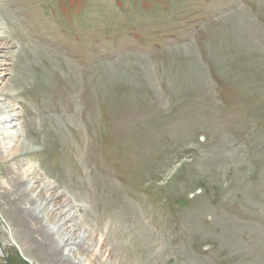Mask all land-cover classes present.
<instances>
[{
    "label": "rangeland",
    "instance_id": "1",
    "mask_svg": "<svg viewBox=\"0 0 264 264\" xmlns=\"http://www.w3.org/2000/svg\"><path fill=\"white\" fill-rule=\"evenodd\" d=\"M16 1L31 13L19 30L63 53L32 92L4 89L20 83V41L0 31V98L29 139L5 160L24 140L8 139L0 169L23 161L63 200L87 198L72 224H94L84 264H264V0ZM28 63L25 79L37 69ZM48 118L67 139L43 150L34 131ZM2 188L0 238L16 240L0 264H68L24 231Z\"/></svg>",
    "mask_w": 264,
    "mask_h": 264
},
{
    "label": "bare ground",
    "instance_id": "2",
    "mask_svg": "<svg viewBox=\"0 0 264 264\" xmlns=\"http://www.w3.org/2000/svg\"><path fill=\"white\" fill-rule=\"evenodd\" d=\"M19 3L20 2L17 3L16 0L14 2L10 0H0V31L6 32L4 36L5 38L11 40L17 38L20 41L19 51L16 54L19 60L17 63L13 64V66H15L18 71V73L14 72L15 79L20 83L14 82L12 85L11 79L6 83L4 89H8V87L16 89L18 88L20 89V92L23 91L21 92L22 95H27L28 93L32 92V90H29L31 89V86L36 85L37 87V85L44 84L45 81L47 82L48 80H51L54 75L56 76L59 70L58 56L62 55L63 49L61 50L60 48L56 50H49L44 48L45 46L28 38L24 32L19 30L18 24L21 14H24L27 18L31 16V13L28 11H22L23 13H20V11L17 10L19 8L18 6L20 5ZM11 11L14 12L15 15ZM4 19H8L6 24L4 23ZM1 37L3 36H0V38ZM22 53L27 55V60L29 61L25 60ZM43 59H47L49 61L47 64L48 67L43 68V66L39 64L35 65L36 61ZM28 62H30L32 65H35L37 68L36 72H38H35L34 75L33 72H30V75L26 76L28 79H25L21 76V74L30 71V68H28ZM70 72L75 74L76 71L72 68ZM13 77L14 76H12V78ZM38 91H40L41 94L47 96L48 90L38 88ZM19 117V108L15 105H12L11 103H8L6 99H3L1 96L0 151L4 148V146L11 144L7 142L8 139L20 137L24 138V140L18 145H15L14 148L9 147L12 148L14 154L11 156L2 155V157L5 156V160H12L15 159V157L17 159V153L19 154L20 152L24 151L27 146L29 147L26 124L25 122L20 121ZM46 121L47 122L44 125L45 128L42 125H39L41 128L34 131L38 134L41 133L44 136L43 141L38 138L39 140H37V142L34 141L33 143V141L30 139L32 143L36 145L44 143L43 147L45 148L43 150H47L48 147L53 146L54 143H56V145H60V143H63L64 140L67 139V135L61 130L59 120L48 118ZM27 122H29L27 125H30V123H32V125L35 124V121L33 122L28 120ZM68 123L70 125L79 126L78 122L74 120L73 117L69 118ZM31 130L33 129L31 128ZM24 165L22 161L16 165H13V167H6L5 165H2L4 170L2 171V169H0L1 172L9 175L7 181L3 183L0 182V187H3V193L5 196H7L8 203L14 207V212H17L23 219L21 221V227L25 232L30 234L29 236L32 240L34 239L36 244L43 245V243H46L48 245V252L51 255H58L61 257L60 263L84 264L79 256L84 252L91 251L93 248V244H90V241L94 236V224L92 219L90 220L82 217L83 228H80V232H78V226L73 225V227L72 224L77 218H79V211L83 209V207L78 204V199H80L78 197H81L82 201L86 200L87 198L83 199L82 195H78V197H75L73 200L70 198L63 200V197L65 196L64 192L55 193L56 185H53L52 182L45 179L46 176L37 166H35L36 168L32 167L29 169H23ZM74 209H76V211H73ZM84 209L89 211L88 208L86 209L84 207ZM60 210L62 214H64L63 219L59 220L58 223H51L54 216ZM66 210L69 211L66 212ZM112 228L114 227L112 226ZM8 233L10 232L8 231ZM117 233L118 231L111 229L107 236L111 235L112 238H115ZM12 237L16 240L15 233L12 234ZM12 237L9 236L8 239L5 240L0 238V254L1 248H5L8 242H11ZM50 241L51 243L49 244L48 242ZM122 242V240H120L119 243L116 241L114 246L118 245L117 247L119 250H121V244H123Z\"/></svg>",
    "mask_w": 264,
    "mask_h": 264
}]
</instances>
